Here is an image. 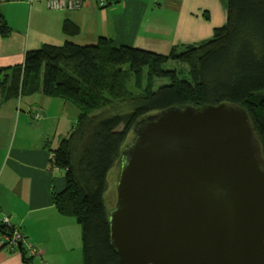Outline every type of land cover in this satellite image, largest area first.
Listing matches in <instances>:
<instances>
[{
	"label": "trees",
	"instance_id": "obj_1",
	"mask_svg": "<svg viewBox=\"0 0 264 264\" xmlns=\"http://www.w3.org/2000/svg\"><path fill=\"white\" fill-rule=\"evenodd\" d=\"M77 30L69 21L63 25L69 35ZM9 32L0 14V34ZM169 60L186 65V73L165 69ZM158 78L169 82L154 90ZM35 92L78 110L72 130L51 149L50 162L64 171L66 181L53 195L55 209L82 228V264H120L110 244L104 195L109 171L119 166L139 119L170 107L238 105L247 111L264 158V0H226V22L210 39L174 46L167 54L99 37L86 45L44 44L26 51L21 64L0 66V107ZM109 108L115 112L108 114ZM1 232L6 230L0 225ZM21 252L30 264L24 246Z\"/></svg>",
	"mask_w": 264,
	"mask_h": 264
},
{
	"label": "water",
	"instance_id": "obj_2",
	"mask_svg": "<svg viewBox=\"0 0 264 264\" xmlns=\"http://www.w3.org/2000/svg\"><path fill=\"white\" fill-rule=\"evenodd\" d=\"M132 132L108 210L119 263L264 264V158L247 111L170 107Z\"/></svg>",
	"mask_w": 264,
	"mask_h": 264
},
{
	"label": "crops",
	"instance_id": "obj_3",
	"mask_svg": "<svg viewBox=\"0 0 264 264\" xmlns=\"http://www.w3.org/2000/svg\"><path fill=\"white\" fill-rule=\"evenodd\" d=\"M0 14L10 27L7 36L0 34L4 67L21 64L28 50L67 40L86 45L106 37L162 54L197 45L225 24L226 0H109L104 6L83 0L76 10L49 9L44 0H0ZM66 21L77 26L75 34L63 31ZM36 111L41 118L34 117ZM77 115L70 102L41 92L0 107V214L36 244L30 264H82V228L55 209L53 195L66 181L50 162L51 149L72 130ZM0 264L28 263L21 250L0 244Z\"/></svg>",
	"mask_w": 264,
	"mask_h": 264
},
{
	"label": "built area",
	"instance_id": "obj_4",
	"mask_svg": "<svg viewBox=\"0 0 264 264\" xmlns=\"http://www.w3.org/2000/svg\"><path fill=\"white\" fill-rule=\"evenodd\" d=\"M32 1V0H29ZM47 8L49 9H61V10H76L80 8L83 0H44ZM108 0H99V5L103 6ZM35 118H41L42 114L40 111H36L34 114ZM0 225L6 232L0 233V244L7 246L10 249L18 247L20 242L25 247L26 253L29 256L35 254L36 244L26 240L25 235L21 230L12 225L10 216L0 214Z\"/></svg>",
	"mask_w": 264,
	"mask_h": 264
},
{
	"label": "rangeland",
	"instance_id": "obj_5",
	"mask_svg": "<svg viewBox=\"0 0 264 264\" xmlns=\"http://www.w3.org/2000/svg\"><path fill=\"white\" fill-rule=\"evenodd\" d=\"M175 5H176L175 3L171 4V6L168 8V11L173 10ZM169 51L170 50H167L163 54H167ZM124 66H126V65H124ZM164 68L165 69H176V70H179L180 72H182L180 76L184 75V73H186V69H187L186 65L181 64V63L176 62V61H172V60H169L167 63H165L164 64ZM168 82H169V80L167 78L155 79L153 88H154V90H156L158 87H160L163 84H167ZM131 90L134 93H138V90H134V89H131ZM133 92H131V93H133ZM25 97L22 98L23 101L25 100ZM121 106L122 105L118 106V110L121 109V111H123V109H125V107L121 108ZM108 111H109V112H107L108 114L115 112L113 110V108H109ZM133 136H134V134H133V132H131V134L128 135V137L126 139L125 144L130 142L131 139L133 138ZM118 173H119V166L116 165L109 171V174H108V177H109L108 180H109L110 188L108 189V191L104 195L105 206H106V209H108V210L115 204V201H116V183H117ZM98 206L99 205L96 204V203H91V207L92 208L93 207L96 208Z\"/></svg>",
	"mask_w": 264,
	"mask_h": 264
}]
</instances>
